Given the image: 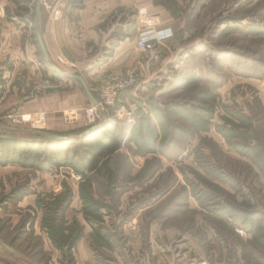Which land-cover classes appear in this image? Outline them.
<instances>
[{
	"label": "rangeland",
	"instance_id": "374dc122",
	"mask_svg": "<svg viewBox=\"0 0 264 264\" xmlns=\"http://www.w3.org/2000/svg\"><path fill=\"white\" fill-rule=\"evenodd\" d=\"M150 2L165 15L118 6L97 24L94 38L75 15L85 0L42 2V31L59 8L75 29L74 50L92 56L102 51V61L140 28L136 45L148 67L137 61L123 73L88 82L75 59L50 56L53 68L85 77L98 100L107 75L135 68L138 81L95 123L119 124L113 177L84 176L69 166L42 172L0 164V264H73L53 239L68 244L79 234L74 264H264V0ZM36 7L37 0L21 19L11 0H0V137L9 133L6 126L63 135L47 128L46 112L3 102L11 92L23 102L69 89L71 82L86 100V124L70 129L79 136L90 127L86 110L95 105L79 81L56 75L38 55ZM163 22L171 33L157 29ZM166 38L171 46L159 47ZM108 39L110 48L101 44ZM140 39L152 48H140ZM21 54L39 68L31 73L28 58L17 65ZM207 90L215 93L214 102L193 100ZM198 107L212 113L210 122L200 119ZM76 112L65 113L69 124ZM43 114L46 120L35 125ZM91 223L103 226L109 244L95 238Z\"/></svg>",
	"mask_w": 264,
	"mask_h": 264
},
{
	"label": "crops",
	"instance_id": "0c3cea01",
	"mask_svg": "<svg viewBox=\"0 0 264 264\" xmlns=\"http://www.w3.org/2000/svg\"><path fill=\"white\" fill-rule=\"evenodd\" d=\"M150 1L85 0V7L78 10L75 15L79 17L83 25V32L88 31L89 28V30L93 33L90 38H94V29L97 24L102 23L104 19L108 17L110 11L118 6L145 7L152 14L165 15L166 10L161 5H153ZM0 16H2V11L0 12ZM137 24L140 26L139 23ZM158 28H160L159 30H162V33L164 34H169L173 31L172 28L166 26L165 22L158 25L157 29ZM138 30H140V28L134 27L133 32L131 30V36L121 40L115 47L113 56H109L104 61H102V51H99L92 56L89 55L88 52H78L74 50L71 44L74 40H77L74 33L75 29L69 25L67 18L63 15L59 8L54 13V17L50 18L48 25L42 31V34L51 58H62V60L63 58L70 60L75 59L76 61L74 65L83 70V72L85 71L86 79L90 82L98 80L99 77L108 72L123 73L126 68L133 66L137 61H139L145 71L147 70L148 61L141 59L142 51L139 50L136 45V33L139 32ZM101 33L103 32L101 31ZM108 36L109 35L106 37L108 38ZM167 38L164 42H160L158 44L159 47L166 48L171 46L169 45L171 41ZM64 40H67L70 46L68 44V46L64 48L62 45ZM105 43H107L106 46L110 48V39L106 40V42L103 41L101 44L104 46ZM34 52L35 50L32 48L31 55ZM27 58L30 59V62H28V66L26 67H28L32 73L35 68H39L32 57H25L21 54V57H18L17 65L24 63V60H27ZM70 66H72L71 63ZM71 84L72 86L69 89L49 91L31 100L23 102L18 100L20 94L17 92H11L9 98L3 102V105L8 106L10 105L9 103H13L14 100L21 104L22 110L33 113L46 112V126L48 129L53 131L61 132L77 128L86 124L84 118H82V108L86 104V100L84 98L82 88L77 83L71 82ZM67 112H76L77 121L75 120V122L69 124V122L66 121L65 116V113ZM109 115V112L105 113V117H109Z\"/></svg>",
	"mask_w": 264,
	"mask_h": 264
},
{
	"label": "trees",
	"instance_id": "16d2710c",
	"mask_svg": "<svg viewBox=\"0 0 264 264\" xmlns=\"http://www.w3.org/2000/svg\"><path fill=\"white\" fill-rule=\"evenodd\" d=\"M11 1L15 6L14 9L19 10H16L17 13L15 15L21 19H26L25 13L34 10L35 0ZM6 11L8 16L13 15L9 7L6 8ZM31 19L34 20V15ZM34 43L38 45V40H35ZM37 53L43 63L48 65L50 70H53V66L43 57L44 55L39 45ZM56 75L58 74L56 73ZM193 100L208 105L216 100V95L210 90L202 91L195 94ZM196 110L202 121H211V112L208 114L201 107L196 108ZM118 126L119 124L116 120L109 119L101 129L94 131L87 137L64 142L52 140L26 130L9 131L6 136L0 137V164H16L42 172H54L64 166H69L84 176L89 173H103L110 178L115 174L112 168V161L121 148V141L117 136ZM84 128L86 130L87 127ZM62 134L78 136L76 129L65 131ZM148 152H152V150H148ZM91 225L95 238L109 244L110 240L108 234L104 232L103 226H98L94 223H91ZM80 236L81 234L76 235L71 238L72 242L61 245L57 244L55 239H53L54 244L61 251H67L70 254L69 262L73 264V248Z\"/></svg>",
	"mask_w": 264,
	"mask_h": 264
},
{
	"label": "built area",
	"instance_id": "2783aa9c",
	"mask_svg": "<svg viewBox=\"0 0 264 264\" xmlns=\"http://www.w3.org/2000/svg\"><path fill=\"white\" fill-rule=\"evenodd\" d=\"M144 9L142 12H145ZM138 46L140 48L149 49L152 48L151 43L140 39L138 40ZM61 80V79H60ZM138 81V72L135 68H132L125 72L122 75H107L105 76L101 83L99 84L98 88V95H99V103L101 105V110H99L96 106H92L90 109H87L85 112V116L89 125L98 123L100 120L103 119L104 114L102 111H106L109 107L115 106L116 102L120 99L121 95L129 90L130 88L134 87ZM63 82L59 81L56 82L57 87L62 85ZM49 87H54L51 84H47ZM47 86H43L47 88ZM69 119L71 116H67ZM46 120V115H40L39 118H36L33 122L35 125L39 126L43 124V121Z\"/></svg>",
	"mask_w": 264,
	"mask_h": 264
},
{
	"label": "water",
	"instance_id": "95a60500",
	"mask_svg": "<svg viewBox=\"0 0 264 264\" xmlns=\"http://www.w3.org/2000/svg\"><path fill=\"white\" fill-rule=\"evenodd\" d=\"M45 0H37V7H36V15L39 19V24H38V28H37V40L39 43V46L42 50V53L45 57V59L49 62L50 61V55L47 49V46L45 44V41L43 39V34H42V22H41V17H42V11H41V5L42 2ZM53 70L60 76L64 77V78H68V79H75L77 81H79L87 96L89 97L90 101L99 109L101 110V105L99 103V100L96 98V96L94 95V93L92 92L87 80L85 79V77H83L80 74H76V73H70V72H65L61 69L58 68H53ZM105 122L99 123V124H94L92 126H90L87 130H85L84 132H82L79 136H69V135H61V134H57V133H51V132H45L42 130H36V129H23V128H17V127H11V126H6L5 129L6 130H10V131H19V130H26V131H30L34 134H39L41 136H44L46 138L52 139V140H56V141H71V140H77L79 138H85L88 135H90L91 133H93L94 131L101 129L104 126ZM3 244V246H5L10 252L12 253H16L19 255H23L22 252H20L19 250L13 248L12 246L1 242Z\"/></svg>",
	"mask_w": 264,
	"mask_h": 264
}]
</instances>
